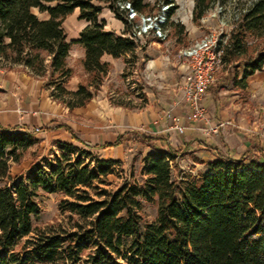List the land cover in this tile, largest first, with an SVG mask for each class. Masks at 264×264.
Returning <instances> with one entry per match:
<instances>
[{"label":"trees","instance_id":"trees-1","mask_svg":"<svg viewBox=\"0 0 264 264\" xmlns=\"http://www.w3.org/2000/svg\"><path fill=\"white\" fill-rule=\"evenodd\" d=\"M215 3L195 0L194 23L199 25ZM128 4L139 17L153 14L146 0H0V70L26 69L44 82L55 102L70 111L85 108L112 70L105 55L125 61L123 80L145 69V46L133 36ZM105 8L125 25L123 35L106 30ZM35 9L48 17L39 18ZM177 9L174 5L169 12L165 40L176 39L182 51L189 42L185 26L172 20ZM77 10L88 25L70 42L64 21ZM228 35L225 45L220 42L222 65L234 72L244 67L242 83L264 68V0L247 6ZM78 44L85 48V77L77 91H70L75 76L70 55ZM143 89L138 82L137 91L126 95L139 92L145 103ZM113 103L136 108L132 101ZM134 134L136 143L153 150L144 159L141 184L108 190V177L119 162L60 143L48 166L34 162L26 181L2 186L11 180L12 165L21 164L37 141L32 133L0 128V264H118L116 259L126 264H264V149H254L258 157L218 156L205 172L176 177L178 154L155 147L161 139ZM123 142L120 137L106 148ZM41 193L60 195L68 227L34 225ZM144 203L156 208L152 222L143 215Z\"/></svg>","mask_w":264,"mask_h":264},{"label":"crops","instance_id":"crops-1","mask_svg":"<svg viewBox=\"0 0 264 264\" xmlns=\"http://www.w3.org/2000/svg\"><path fill=\"white\" fill-rule=\"evenodd\" d=\"M194 8L195 0L187 5L186 19L178 17L176 13L172 17L175 23H180L176 20L179 18L185 23L180 24L185 26L184 40L189 42L188 48L222 27V22L211 14L213 9L205 17L204 23L202 20L199 25L194 23ZM101 20L106 21L107 31L119 35L126 31L125 25L119 20L116 21L119 24L104 18ZM79 34L71 41L78 39ZM172 40L175 44L176 39L167 41L155 37L141 41V45L145 46V51L141 52L145 69L140 73L135 71L133 88L122 79L125 61L105 55L103 61L112 65L110 74L97 97L85 108L74 111L52 100L49 92L44 90V82L31 76L28 70H0V128L26 131L36 138H54L58 146L60 143H73L99 160L115 162L129 159V151L125 148L126 144H131L128 141L130 134L133 133L135 138L137 135L134 133H138L161 139L155 141V147L178 154V160L182 162H191V166L183 171L180 169L176 177L184 173L197 176L204 169L206 171L208 164L218 156L239 159L244 154L250 156L257 147L264 149V140L261 139V133L264 134V68L242 83L244 67L237 72L225 65L218 69L216 82L210 88L204 106L211 125L218 126L219 130L213 136H206L202 123L186 119L189 108L183 101L182 88L189 81L191 73L189 65L180 56L181 50L170 45ZM84 58L85 48L74 45L70 65L76 73L68 84L70 91H77L85 77ZM138 82L144 87L145 103L138 98L139 92L126 95L129 91H137ZM118 101H132L136 108L113 103ZM67 127L71 132L66 130ZM83 135L95 142L93 149L83 145ZM120 137L124 138L123 144L106 148V145L115 143ZM138 144L145 151L142 160L144 165V159L153 150L147 145ZM173 171L176 172L174 168Z\"/></svg>","mask_w":264,"mask_h":264},{"label":"rangeland","instance_id":"rangeland-1","mask_svg":"<svg viewBox=\"0 0 264 264\" xmlns=\"http://www.w3.org/2000/svg\"><path fill=\"white\" fill-rule=\"evenodd\" d=\"M193 0H173L174 4L178 6L179 13L176 11V14L178 17H183L186 19V15L188 14L186 12L187 5L191 3ZM253 1L256 0H216V3L213 7V12L211 14H216L214 18H218L219 22H222L221 30L224 32L231 31L233 26L236 25L237 21L240 20V17L242 13L244 12V9L249 6ZM146 3L150 6V12L153 14H157L159 11L161 12L162 7L165 5L164 0H146ZM221 11V12H220ZM34 13L41 19H45L48 16L46 14H41L37 9L34 10ZM114 13H112L111 10L108 8H105L103 10V13L101 15V19L104 18L108 20L109 22H115L116 24H119L116 22L118 19L116 17L113 18ZM145 15V14H143ZM152 14H147L146 16H149ZM79 11H75L74 14L69 16L64 21V29L68 35L69 41L71 39L75 38L80 30L86 25L85 21H81L78 19ZM115 16V15H114ZM181 18L176 19L180 23H183L181 21ZM116 19V20H113ZM131 23H134L133 29L136 28V26H140L142 23L141 16L136 18L135 20H130ZM185 25V23H183ZM187 24V23H186ZM113 26V24H111ZM219 30V31H221ZM230 33V32H229ZM152 35H148V37L144 39H139L143 41H149L152 39ZM170 45L172 47H175L174 41L172 40ZM176 48V47H175ZM260 48H264V43L261 44ZM139 67V66H138ZM75 70V68H74ZM76 73V70H75ZM128 80H125V83L130 86V88L134 86L135 84V78L134 76H131ZM264 131V130H262ZM262 140H264V134L261 133ZM207 136V135H206ZM85 147L88 149H93L95 146V142H93L90 139L85 138L86 136H82ZM135 136L130 134L129 136V142L131 144H126V150L129 151V159L125 160L124 162H119L116 166L112 168V173L109 175L108 179L110 182V185L107 187L108 190H118L123 185L132 183V182H138L143 183L144 177L142 175V160L143 155L145 154L144 148L140 147L138 143H135L134 140ZM35 140L37 143L27 152L24 160L21 164L16 165L13 164L11 167V180L4 181L1 185H12V181L14 183H20L22 181H26L28 178V172L31 168V165L34 162L39 163L42 167L48 166L49 162L52 161L57 154H59V146L57 144V140L54 138H36ZM79 147H84L81 144H78ZM258 153L254 150L252 153H250V156L252 157H258ZM179 166L177 167L176 164H174V172L175 176H178V171H183L184 169H188L191 166L190 161H183L181 159L178 160ZM96 165H93L91 167L92 170L96 169ZM203 169V168H201ZM205 172V169L203 170ZM201 172V173H203ZM194 175V174H193ZM37 202L40 205L41 208V214L37 217L33 218V223L38 228H46L48 226H56V225H63L65 227H68L67 225V217L68 215H64L60 212V195L56 194H45L41 193L40 196L37 198ZM143 215L148 222H152L155 220L157 216L156 208L144 203L143 205ZM116 263L118 264H126L121 259H116Z\"/></svg>","mask_w":264,"mask_h":264},{"label":"built area","instance_id":"built-area-1","mask_svg":"<svg viewBox=\"0 0 264 264\" xmlns=\"http://www.w3.org/2000/svg\"><path fill=\"white\" fill-rule=\"evenodd\" d=\"M164 4L161 12L159 11L157 14L149 16L141 15V25L133 29V36L135 38L144 39L148 35L161 40L166 38L167 31L164 27L168 22L169 12L175 4L174 2H164ZM126 9L129 10V20H135L139 17L129 4L126 5ZM215 16L216 14L213 15V17ZM205 21L206 18L202 19V23ZM235 27L236 25L230 30H233ZM229 32L231 31L224 32L221 30L211 33L191 47L180 51V56L189 65L191 73L189 81L182 88L183 101L189 108L186 119L189 122L202 123L204 127L203 132L207 136H213L219 130L218 126L211 125L204 101L210 88L216 82L218 69L222 66L224 50L220 42L223 41V44H226ZM127 80L129 82V79ZM180 130L182 132L183 129L180 128Z\"/></svg>","mask_w":264,"mask_h":264}]
</instances>
